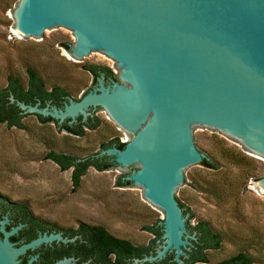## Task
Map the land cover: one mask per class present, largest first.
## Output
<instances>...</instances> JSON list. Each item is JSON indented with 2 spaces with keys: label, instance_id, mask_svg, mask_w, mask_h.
<instances>
[{
  "label": "water",
  "instance_id": "95a60500",
  "mask_svg": "<svg viewBox=\"0 0 264 264\" xmlns=\"http://www.w3.org/2000/svg\"><path fill=\"white\" fill-rule=\"evenodd\" d=\"M13 19L15 31L31 40L46 42L49 33L70 30L74 58L105 55L121 69L116 81L106 85L101 75L80 100L68 99L61 108L16 105L59 125L86 122L93 111L105 110L133 134L122 150L98 153L117 167H139L124 180L141 186L163 213L155 255L133 264L159 262L170 253L183 264L195 237L175 198L203 159L195 126L224 132L264 158V0H20ZM252 185L261 193L264 179ZM19 228H0V264H20L19 256L42 243L67 242L59 234L43 235L15 249L8 237Z\"/></svg>",
  "mask_w": 264,
  "mask_h": 264
},
{
  "label": "rangeland",
  "instance_id": "374dc122",
  "mask_svg": "<svg viewBox=\"0 0 264 264\" xmlns=\"http://www.w3.org/2000/svg\"><path fill=\"white\" fill-rule=\"evenodd\" d=\"M19 1L13 0L11 9L4 14L0 10V22H8V26L0 23V87L5 86V71L11 60L16 74L24 80L23 63L26 59L31 60L48 86L66 87L74 92L75 101L93 88L92 77L81 66H106L119 78L121 69L105 55L84 61L66 51L64 44L75 45V37L70 30L59 28L48 34L46 42L19 35L13 19V11ZM121 84L127 86L126 83ZM93 114L102 121L101 132L86 131L82 138L70 137L66 132L56 133L54 124L42 129L31 116L23 121L25 130L0 125V198L24 204L34 217L63 229H75L83 223L100 226L112 236L128 240L133 245H147L152 236L142 228L153 220H161L163 213L145 199L141 186H115L117 177L139 167H115L104 172L89 168L79 187L73 190L71 170L61 172L57 165L45 159L46 153L52 149L70 151L83 157L97 153L102 143L113 138L120 142L128 140L126 143L133 139L134 135L121 130L105 110L93 111ZM195 135L200 155L213 159L231 175H238L241 169L221 156L222 148L244 154L255 167L249 173L252 177L245 186L248 190L240 195V214L235 212L237 204L234 201L223 207L212 203L205 189L212 178L210 170L200 165L189 170L186 188L175 199L191 210L194 216L191 226L198 220L205 221L225 239L218 252L209 253L206 264H215L244 246L250 248L256 264H264V192L252 189L254 182L264 179V158L246 155L242 142L224 132L195 126ZM47 141L50 144L55 142L54 148L47 147ZM6 223L7 218H4L0 221V228L4 229ZM13 248L19 247L13 245Z\"/></svg>",
  "mask_w": 264,
  "mask_h": 264
},
{
  "label": "trees",
  "instance_id": "16d2710c",
  "mask_svg": "<svg viewBox=\"0 0 264 264\" xmlns=\"http://www.w3.org/2000/svg\"><path fill=\"white\" fill-rule=\"evenodd\" d=\"M12 3L13 0H0L1 13L4 14L7 10H10ZM0 23L8 26V22L5 23V21H3ZM63 47L66 51H69V45L64 44ZM23 66L26 75L25 80L22 79L19 74H16V69L12 65V60L8 61V67L5 71V86L0 87V125H4L9 129L15 128L17 130H25L26 128L23 125V121L26 117L31 116L34 117L37 125L42 127V129L47 128L49 124H54L56 133L65 131L70 137H85L86 131L101 132L100 127L102 121L98 117H95L94 114L89 117L86 122H82L81 118H78L77 122L72 125L68 124V120L59 125L57 121L50 117L23 114L16 105V102H21L30 106L39 103L41 108L46 105L61 108L67 103L68 99H73L74 93L66 87L57 84L48 86L46 81L32 65L31 60L26 59ZM81 67L83 71L92 77L93 85L101 75L104 76L106 83L110 82V80H117L116 75L106 66L85 64ZM11 96L14 98L15 103L10 102L9 98ZM111 133L114 134V132ZM49 142H45L47 147L50 148L51 146V148H54L55 142L52 141L51 144ZM124 145L125 144L121 143L118 138H113L108 142L102 143L100 151L111 147L122 150ZM100 151L95 154L79 157L70 151H56L52 149L46 153L45 159L57 165L61 172L71 170V185L74 190L79 187L81 178L86 175L89 168H93L97 172H104L117 167L111 161V158L107 156H98ZM220 152L222 157L228 160L232 166L241 169V171L238 175H231L229 171L223 170L216 161L204 157L199 165L213 173L212 178H210V183L205 189L216 207H223L225 204H230L231 201H234L237 204L235 212L240 214L241 206L238 205L241 199L240 195L242 191L245 190L248 179L252 177L249 173L253 172L255 167L251 166L250 159L244 154L234 152L228 148H222ZM115 186L117 188H126L130 187L131 183L125 181L124 176H119L116 178ZM199 189L204 188L199 186ZM177 202L183 214L187 216L186 226L189 234L195 237V240L190 241L191 246L189 250L185 251V256L182 257L181 260L183 264H206L208 263L209 253L218 252L225 239L219 231L213 229L211 225L205 221L198 220L194 226H191L190 221L194 219L191 210L180 201L177 200ZM12 206L21 212L24 217H32L26 205L12 203ZM160 221L161 220L156 219L153 220L150 225L143 226V231L152 236V239L149 240L147 245H132L124 239H116L109 234L105 228L100 226L89 228L88 231H92V234L87 233L82 239L76 240V244L87 247L95 246V248H98V252L91 255L93 258L88 264H133L134 259H142L155 255L163 234L162 226L159 225ZM86 260L87 259H83L82 261ZM25 263L24 261L22 264ZM43 264L52 263L44 262ZM143 264L176 263L173 261V253H170L159 262ZM215 264H256V261L250 252V248H245L244 246V248H241L233 255Z\"/></svg>",
  "mask_w": 264,
  "mask_h": 264
},
{
  "label": "flooded vegetation",
  "instance_id": "af4514ba",
  "mask_svg": "<svg viewBox=\"0 0 264 264\" xmlns=\"http://www.w3.org/2000/svg\"><path fill=\"white\" fill-rule=\"evenodd\" d=\"M31 216L32 217L28 218L24 217L21 212L13 208L11 202L0 198V221L7 218V223L4 226L5 232H10L12 229L20 227L16 233L8 238L9 242L14 244L15 247L28 244L36 240L39 236H49L51 234H59L61 238L67 242L53 241L49 244L42 243L33 250H27L23 256L19 257L20 264L24 261L27 263L28 260L33 257H36V260L32 264H43L44 262L55 264L63 259H72L74 264H88L92 261L93 257L91 255L98 252V248H95V246L87 247L76 244V240L80 238L82 239L84 235L92 232L88 231L89 228H95L98 226L83 223L79 224L75 229H63L59 226L40 220L33 215ZM2 238L3 234L0 232V239ZM115 238L119 239L117 237ZM83 259L87 260L82 261Z\"/></svg>",
  "mask_w": 264,
  "mask_h": 264
},
{
  "label": "built area",
  "instance_id": "2783aa9c",
  "mask_svg": "<svg viewBox=\"0 0 264 264\" xmlns=\"http://www.w3.org/2000/svg\"><path fill=\"white\" fill-rule=\"evenodd\" d=\"M127 141H128V140H125V141H122L121 143L126 144ZM245 154H246V155H249V156L257 157L256 155L251 154V153H249V152H247V151H245ZM252 189H253V188H252Z\"/></svg>",
  "mask_w": 264,
  "mask_h": 264
},
{
  "label": "bare ground",
  "instance_id": "6f19581e",
  "mask_svg": "<svg viewBox=\"0 0 264 264\" xmlns=\"http://www.w3.org/2000/svg\"><path fill=\"white\" fill-rule=\"evenodd\" d=\"M260 190H262L264 192V187L263 185H260Z\"/></svg>",
  "mask_w": 264,
  "mask_h": 264
}]
</instances>
